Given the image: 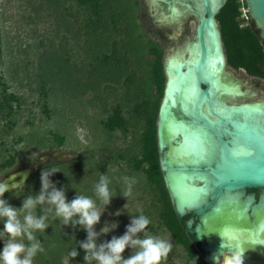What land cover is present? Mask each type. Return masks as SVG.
Returning a JSON list of instances; mask_svg holds the SVG:
<instances>
[{"label":"trees","instance_id":"trees-1","mask_svg":"<svg viewBox=\"0 0 264 264\" xmlns=\"http://www.w3.org/2000/svg\"><path fill=\"white\" fill-rule=\"evenodd\" d=\"M19 1L28 3V22L42 26L43 30V41L30 43L31 60L28 59L35 65L37 102L43 115L51 119L50 97L52 93H58L63 98L65 114L76 112L81 118L83 114L86 120L102 126L104 140L100 142L105 146L104 141L117 133L124 137V141L129 139L136 154L120 152L114 159L116 164L128 162L132 169L129 177L135 176L136 183L141 185L140 207L135 215L142 210L151 220L147 231L172 240L173 247L181 252L180 264H208L186 231V218L181 220L176 215L161 171L157 121L166 83L164 51L140 26V0ZM241 15L240 0H227L216 17L227 64L234 70H244L251 77L264 79V41L255 22L250 19L245 24ZM9 54L18 63L13 67L25 64L16 53ZM1 60L9 61L2 56L0 48V64L4 65ZM86 97H91L89 105L82 102ZM72 102L77 103V111L71 110ZM79 102L83 104L81 108ZM91 103L98 107L103 118L98 120L89 113ZM23 104L21 95L10 91L7 83L0 79V148L4 147L7 152L0 158V173L12 169L21 152L31 149L37 152L52 144L56 147L66 144V136L55 131L42 134L31 131L28 135L19 132L11 145L16 147L24 142L26 147L13 149L10 153L6 148L7 137L12 136L18 126L20 117L17 115ZM90 161L95 163L90 150L69 161H52L32 174L25 184L5 193L3 198L11 206L20 208L26 196L39 193L40 173L46 167L59 169L51 180L58 189H66L69 202L77 193L95 197V185L92 189L87 181L90 178L99 181V177L93 174ZM108 164L98 163L97 166L104 170ZM104 174L112 181L109 187L114 190L113 199L124 201L121 192L125 185L121 174L111 170ZM43 207L46 206L36 208L37 216L43 214ZM47 223L49 228L45 232L35 233L44 251L35 256L33 264H83L85 252L79 248V243L86 240V232L79 226L62 225L51 214ZM2 230L3 220L0 219ZM25 243L28 242L25 240ZM3 246L4 241L0 240V251ZM75 248L79 255L72 259L69 253ZM171 263L167 259L162 264Z\"/></svg>","mask_w":264,"mask_h":264},{"label":"water","instance_id":"water-1","mask_svg":"<svg viewBox=\"0 0 264 264\" xmlns=\"http://www.w3.org/2000/svg\"><path fill=\"white\" fill-rule=\"evenodd\" d=\"M157 1L172 15L159 24H171L181 11L198 19L191 42L166 63L157 138L175 213L179 219L199 218L197 224L188 220L186 231L200 244L194 247L205 262L213 264L223 240L235 241L242 251L248 242L264 243V195L242 199L245 190L264 189V98L228 69L216 19L227 0H151L158 20L166 14ZM246 4L264 41V0ZM243 92L253 97L225 101L235 102L231 96ZM38 170L26 169L2 182L14 190Z\"/></svg>","mask_w":264,"mask_h":264},{"label":"rangeland","instance_id":"rangeland-1","mask_svg":"<svg viewBox=\"0 0 264 264\" xmlns=\"http://www.w3.org/2000/svg\"><path fill=\"white\" fill-rule=\"evenodd\" d=\"M140 7L142 15L140 26H142V30L151 40L158 43L164 49V62L175 55V52L179 49H182L184 45H188L193 39V34L195 31L194 18L189 21H184L182 25L180 24L178 26H174L171 30L172 34H168L170 37L169 41L166 43V39L161 37L158 32L151 30L152 23L150 18H148L147 9L143 0H140ZM29 14L30 8L28 7V3L26 1L0 0V48L2 51V56L5 59L7 58V61L9 59L8 62L1 60L4 62V65L0 64V79L1 81L7 83L10 91L19 93L24 99L22 110L17 115L20 117L18 120V126L13 135L7 137L8 145L6 148H8L7 150H9L11 153L13 152V149L20 150L26 147L24 142L19 146L15 145L16 147L11 145V143H14L13 141L16 139V134L19 132L24 134L27 133L28 135L31 131H36L37 133L40 132L41 134L46 131H55L65 135L67 141L63 147H56V144H52L49 146H53V148L47 146L46 148L37 152L33 151L32 149L26 153L21 152L17 164L12 169L0 173V181L11 174L19 173L26 169L39 168L40 170L42 167L48 165L52 161L61 163L72 160L77 157L79 153L89 150L90 152L92 151V157L95 160V163L90 161V164L93 167V174H95L97 177L109 170L117 173L118 175L121 174L122 178L125 176L129 177V175L132 173L130 164L128 162H119V164H116L114 159V157L120 152L127 155L136 154V151H133V149L130 147L131 143L129 139H125L124 141V137L120 133H117L115 137H110L104 141V143L107 144L105 146L100 142L104 140V132L101 130L102 126L100 124L95 125V123H92V121L86 120L83 114H81L82 118L79 117L76 112L71 113V115L68 112L65 114V104L61 100L63 99L62 96H60L58 93H52L50 97L49 103L52 109L51 119H48L43 115L42 109L37 102L38 97L36 93V84L38 81L35 78V65L29 61L31 60L29 55L31 50L29 48L30 43L32 41L34 42V40L35 44L40 41L42 42L43 40L41 37L43 36V30L42 26H35L28 22L27 17L30 16ZM142 20L144 21L143 23ZM136 27L138 30L139 27ZM9 52L16 53V57L18 56L19 58L24 59L25 64L23 65L21 63L20 66L13 67V64L18 65V63L15 61L14 57L9 54ZM228 69L238 79L254 89L260 97L264 98V81H258L252 77H249L246 75L244 70L235 72L230 67H228ZM256 81L261 83V88L256 86ZM82 102H84L86 105H89L91 102V97L83 98ZM82 102L78 103L80 104V108L81 105H83ZM72 103L73 105H71V110L77 111V103ZM89 108V113H91L94 117H98V120L100 117L103 118L96 105L91 103ZM49 139L51 141L50 137ZM6 155L7 152L5 151V148H0V158ZM98 163L109 164L105 166L103 170L97 166ZM87 182L91 184L90 187L93 189L95 182L98 181H93V179L90 178V180ZM140 187L141 185L138 186V184L135 183L133 185L132 194L127 198L128 200L124 197V201L113 199L111 204L106 207L104 213L101 216L100 223L96 225L95 230L99 233L105 226L106 222L109 224L116 223L118 224V227L108 234L100 236L98 243L110 241L113 236L120 237L125 233L126 227L129 225L130 221L128 217L135 216L140 207L138 202V198L140 196L139 193L142 189ZM93 198L96 199V197ZM97 203L98 205L100 204L99 200H97ZM126 205L127 207L125 208ZM101 210H103L102 205ZM117 212L120 213L119 216L116 215ZM164 238L169 239L168 236H165ZM169 240L172 243V240ZM132 253L133 250L128 248L123 253V256L124 258H129ZM167 259L172 263L180 264L181 252L178 251L177 248L173 247ZM66 263H68V261H66ZM83 264H85V262ZM93 264H95V262H93Z\"/></svg>","mask_w":264,"mask_h":264},{"label":"clouds","instance_id":"clouds-1","mask_svg":"<svg viewBox=\"0 0 264 264\" xmlns=\"http://www.w3.org/2000/svg\"><path fill=\"white\" fill-rule=\"evenodd\" d=\"M58 172L60 171L56 167L44 168L40 173L39 193L26 196L20 208L11 206L3 198L12 187L0 181V219L3 220L0 240L4 241L3 250L0 251V264H33L35 256L44 251L35 233L45 232L49 228L47 221L50 214L58 218L62 225H70L73 228L79 226L86 232V240L79 243V248L85 252V264H162L167 259L173 248L171 241L147 231L151 220L142 210L139 215L131 216L130 224L122 236H113L110 241L98 243L100 236L118 227L116 223L106 222L99 233L95 230L106 207L115 197L114 190L109 187L112 181L107 174H100L94 187L96 199L77 193L69 202L66 189H58L51 180ZM122 180L125 187L121 195L127 199L132 194L136 180L127 176ZM38 206H46L42 208L43 214L39 216L35 214ZM116 215L119 216L120 213L117 212ZM25 240L28 243H25ZM128 248H131L133 253L129 258H124L123 253ZM69 255L74 259L79 253L75 248ZM212 259L213 264H244V251L230 247L223 240L220 250Z\"/></svg>","mask_w":264,"mask_h":264},{"label":"flooded vegetation","instance_id":"flooded-vegetation-1","mask_svg":"<svg viewBox=\"0 0 264 264\" xmlns=\"http://www.w3.org/2000/svg\"><path fill=\"white\" fill-rule=\"evenodd\" d=\"M144 1V5H145V7H146V9H147V15H148V18H150V20H151V23H152V27H151V30H153V31H155V32H158V34L159 35H161V37H163L164 39H166V43L169 41V33H171V30H172V28L174 27V26H178V25H182V23H184V21H189V20H191L192 18H194L195 19V31H196V27H197V24H198V19L196 18V16L195 15H182V11L180 12V15H178L179 17H177V18H175L173 21H171L172 23L171 24H159V22L161 21V20H165V21H169V20H171V18H172V15H169V13H168V11H167V5H166V3H163V2H161V1H157L155 4H156V6L158 5L159 7L161 6V8L164 10V12H165V16L164 15H162L161 17H159L160 19H155V18H153L152 17V13H151V11H152V5H151V0H143ZM154 9H155V6H154ZM182 21V22H181ZM144 21L142 20V23H143ZM195 31H194V34H195ZM172 34V33H171ZM184 34H186V33H184ZM193 34V35H194ZM172 42V41H171ZM187 45H184L183 46V48H185ZM162 48V47H161ZM182 48V49H183ZM163 49V48H162ZM179 50H181V49H179ZM178 50V51H179ZM163 51H164V49H163ZM178 51H176L175 52V54H177V52ZM163 57H164V55H163ZM164 60V59H163ZM168 60H170V59H168ZM167 60V61H168ZM167 61L166 62H164V73H165V66H166V63H167ZM229 67V66H228ZM232 69V68H231ZM232 70H234V69H232ZM235 72H238V71H240V70H234ZM245 72V71H244ZM246 73V72H245ZM246 75H248L247 73H246ZM249 76V75H248ZM249 77H251V76H249ZM165 78H166V74H165ZM252 78H254V79H256V80H258V81H264V79H261V78H256V77H252ZM258 81H256V86H258L259 88H261L262 87V85H261V83H259ZM236 86V85H235ZM240 90V89H239ZM244 93V92H243ZM242 93V94H243ZM250 97H253V96H251V94L250 93H247V92H245L244 93V96H231V98L233 99H235V102L234 101H232V100H226L225 99V101H227V102H229L230 104H232V103H237L238 102V100L239 99H241V98H248V99H250ZM157 142H158V138H157ZM159 152V151H158ZM159 161H160V155H159ZM243 193V194H242ZM241 194H242V199H246L247 197H252V196H254L255 197V199L256 200H259L260 199V197L261 196H263L264 195V189H260V190H245L244 192H242ZM186 218V221H185V228H186V222L188 221V220H190V219H194L195 220V224H197L198 222H199V218L197 219L196 217L194 218V217H192L191 215H188V216H186L185 217ZM185 218H183V219H185ZM183 219H181V220H183ZM192 238H191V240H192V243H193V245L194 244H197V245H200L197 241H196V239H195V236L194 235H190ZM227 245H229V246H235L236 248H239V247H237L236 245H235V241H230V240H225L224 241ZM244 245V248H243V251H244V264H264V243H260V244H258V243H255V242H248V245L247 244H243ZM201 256V255H200ZM202 257V256H201ZM203 259H204V257H202Z\"/></svg>","mask_w":264,"mask_h":264},{"label":"built area","instance_id":"built-area-1","mask_svg":"<svg viewBox=\"0 0 264 264\" xmlns=\"http://www.w3.org/2000/svg\"><path fill=\"white\" fill-rule=\"evenodd\" d=\"M240 4H241V13H242L241 18L245 24L249 23L250 19H252V18H251L249 9H248L247 4H246V0H240Z\"/></svg>","mask_w":264,"mask_h":264}]
</instances>
